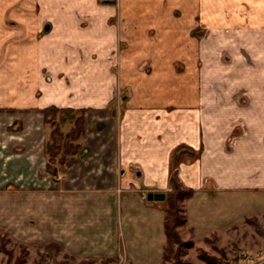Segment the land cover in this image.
<instances>
[{
	"label": "crops",
	"instance_id": "0c3cea01",
	"mask_svg": "<svg viewBox=\"0 0 264 264\" xmlns=\"http://www.w3.org/2000/svg\"><path fill=\"white\" fill-rule=\"evenodd\" d=\"M119 9L126 15L120 29L110 18L117 11L111 3L0 0V106L18 111L0 112V144L6 145L7 134L13 137L2 156L22 163L16 169L9 166L20 172L16 182L35 185L45 173L51 176L46 168L45 108L61 106L70 93L62 79L42 75H84L77 79L81 90H89L81 91V106L99 107L101 74L112 71L101 58L116 57L118 42L125 37L123 57L143 61L130 65L129 73L139 67L153 73L154 98L119 119L113 112V144L109 140L96 146L92 140L93 145L84 147L83 154L91 145L94 160L81 163V254H118L120 225L131 260L160 264L166 243L163 200L118 185L130 184L124 177L133 172L141 191L167 195L171 153L177 145L197 152L176 168L182 184L194 190L184 201L194 237L217 234L220 242L231 227L264 215V0H121ZM200 41L206 44L198 46ZM81 57L92 61L81 66ZM168 61L172 66H166ZM169 69L173 91L166 103ZM165 105L174 108L160 107ZM87 122L92 136L102 132ZM11 143L21 148L11 149ZM99 153L103 162L95 165ZM26 169L35 171L33 178L25 177ZM117 170L121 177L113 176Z\"/></svg>",
	"mask_w": 264,
	"mask_h": 264
},
{
	"label": "rangeland",
	"instance_id": "374dc122",
	"mask_svg": "<svg viewBox=\"0 0 264 264\" xmlns=\"http://www.w3.org/2000/svg\"><path fill=\"white\" fill-rule=\"evenodd\" d=\"M98 1L101 4L111 3L116 6L117 11L110 18H113L114 22L118 23L120 29L125 20L123 17L126 16L119 9L121 0ZM200 35L197 34V36ZM124 38L123 40L121 38L118 42L116 57L111 59L101 58L103 65L108 67L111 65L112 68L107 70L112 71L101 74L102 87L100 89V97L103 102L99 107L81 106V91L86 94L89 90H81V83L77 82V79L81 78L82 80L84 75L80 73H45L42 75L43 79H46L48 75L57 79L56 81L62 79L66 91L70 93L63 98L62 101L65 103L61 106L50 105V107H58V110L56 111V117L46 121V139L50 140L52 138L51 131L56 128L60 129L64 136L63 141H61L62 150H60L56 158V165H59L61 155H65V159L67 158L68 160L63 167L60 166L58 173L53 176V179L52 175L45 173L46 171L44 170L45 176L48 178L44 176V179L40 180L38 184H20L21 181H24L23 179L16 182L15 178L20 176L18 175L20 172L16 173L17 170L15 171L14 169L18 168L22 163H16L15 165L11 158L8 160L2 156V151L7 152L5 150H7L8 143L13 137H8L7 134V137H5L6 145L0 144V264H51L53 262L57 264H138L129 258L126 249H124V233L120 225L116 235L117 244L120 246L118 254L97 257L83 256L81 254V163L85 162L88 164L91 160H94L91 158L93 150L91 148V145H93L92 140H94L96 146H100L103 142L105 143L109 140L112 141V144L114 143L117 122L112 119L113 112L116 111L118 113L117 118L119 119L134 106L141 104L146 99L154 98L152 85L154 82L157 83V78L153 73L148 70L141 72L139 71L140 67L136 68L137 71L134 73H129L130 65L141 66L143 61L137 58L123 57L126 53L124 48L127 45ZM197 44L203 47L206 43L200 41ZM81 48H84V46ZM188 50L190 52V48ZM198 53L200 52L198 51ZM89 61H92V59L81 57V66L83 64L88 65ZM166 66H172L171 62L168 61ZM198 66H200V63ZM171 71L169 69L165 73V85L168 93L166 94V103L169 101V97L172 96L171 91H173L171 87L173 86L174 77ZM85 76L90 77V75ZM184 77L185 73H182V80ZM54 89H56V86L52 87L51 91ZM40 93L41 91H38L37 95L40 96ZM155 93L158 95L157 90ZM84 94L83 97L86 98V101H91V96L87 95L86 97ZM124 95L127 97L123 101L121 99ZM160 107L165 108V110L174 108L172 105ZM31 108L34 109V107ZM0 112H5L8 115L18 111H16L15 107L9 105L0 106ZM80 115L84 117L85 130L79 138L73 139L71 130L75 127L76 119ZM100 116L102 119L98 120L97 118ZM89 118L91 120L87 122L86 120ZM86 122L90 126L91 124L94 125L93 128L102 132L96 137L92 136L91 133L86 131ZM111 123L113 126H110L112 125ZM10 125H7V127L11 130L14 129L12 127L14 123ZM111 127H113L112 130H110ZM72 141L74 144L76 142L80 144L73 146ZM71 144L72 146H70ZM89 144H91L90 147L83 154L84 147L89 146ZM179 146L177 145L171 153L170 162L173 161V154ZM10 148L18 150L21 145L11 143ZM81 154L85 156L82 158ZM183 155L184 157L182 156L183 158L175 163V168L182 160H188V157H190L187 150ZM103 157L101 153L96 154L95 158H99V160L96 159L93 163L103 162ZM94 164L96 165V163ZM172 165L171 163V169ZM9 166L14 169H9ZM171 169V188L167 190V193L172 190L171 175L173 171ZM23 171L25 177L27 176L29 179L35 175L33 169ZM40 173L38 172L37 175L43 177L42 173L41 175ZM119 174V170H117L113 176L121 177ZM126 177L124 179L130 180V184L128 183V185L125 184L124 186L121 183L118 185L119 188L123 186L132 192H139L142 196H147L146 191L140 190L143 187L137 185L139 180L135 173L132 172L127 177L128 179ZM7 182L11 184L6 185L5 183ZM159 203L165 207L168 205L166 199ZM182 205L184 211H179L178 215L180 217L184 214L186 215L184 202H182ZM176 230L179 233L181 243L173 245L174 251L167 259L162 255L160 264H229L233 255L244 249L257 253L260 259L264 260L262 255L264 253V215L259 218H247L243 225L231 227L230 232L224 234L222 236L224 240L221 239L220 242V237L217 234L204 235L202 238L194 237L191 230L187 227V216L186 222L179 224ZM206 256L211 258V260L209 261ZM262 264H264V261Z\"/></svg>",
	"mask_w": 264,
	"mask_h": 264
},
{
	"label": "trees",
	"instance_id": "16d2710c",
	"mask_svg": "<svg viewBox=\"0 0 264 264\" xmlns=\"http://www.w3.org/2000/svg\"><path fill=\"white\" fill-rule=\"evenodd\" d=\"M58 110V107H46L45 109V117L46 121H49L51 118L56 117V111ZM85 130V120L83 115H80L76 119V125L71 130V136L73 139L79 138ZM52 138L50 140H47L46 143V152L48 155L46 168L47 170L54 176L58 173V169L60 166H64L67 163V158L65 159V155H61V160L59 159V165H56L55 162H57V156L62 150L61 147V141H63V133L60 131V129H53L51 131ZM73 142V141H72ZM80 143L76 142L74 145H78ZM72 146V144L70 145ZM186 150L189 151L190 157H194L197 155V152L192 149V147L188 145H180L173 154V161L171 162L172 165V175H171V183H172V190L171 192H168L166 195V202L167 206L165 208L166 216H165V232H166V244L164 246L163 250V256L165 259L168 258V256H171L173 253V245L178 243H181L180 236L178 231L176 230V227L186 222V215L184 214L182 217H180L179 211H184V207L182 205V202H184L187 198L193 195L194 190L193 188L185 187L179 176L176 173L175 163L181 158L184 157V153H186ZM65 154V153H64ZM183 156V157H182ZM188 157V158H190ZM255 218V217H249L248 219ZM208 257V256H206ZM208 260L210 261L211 258L208 257Z\"/></svg>",
	"mask_w": 264,
	"mask_h": 264
},
{
	"label": "built area",
	"instance_id": "2783aa9c",
	"mask_svg": "<svg viewBox=\"0 0 264 264\" xmlns=\"http://www.w3.org/2000/svg\"><path fill=\"white\" fill-rule=\"evenodd\" d=\"M262 255L264 256V253ZM263 261L264 260H261L257 253L244 249L233 255V257L230 259L229 264H262ZM51 264L57 263L53 262Z\"/></svg>",
	"mask_w": 264,
	"mask_h": 264
},
{
	"label": "water",
	"instance_id": "95a60500",
	"mask_svg": "<svg viewBox=\"0 0 264 264\" xmlns=\"http://www.w3.org/2000/svg\"><path fill=\"white\" fill-rule=\"evenodd\" d=\"M122 172H124V170H122ZM165 196H166V193L161 192V191H156V192L150 191L147 195L148 199H150V200H154V199L164 200Z\"/></svg>",
	"mask_w": 264,
	"mask_h": 264
}]
</instances>
